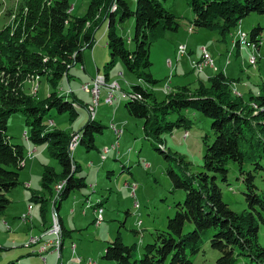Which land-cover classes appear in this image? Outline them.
Listing matches in <instances>:
<instances>
[{"label":"rangeland","instance_id":"obj_1","mask_svg":"<svg viewBox=\"0 0 264 264\" xmlns=\"http://www.w3.org/2000/svg\"><path fill=\"white\" fill-rule=\"evenodd\" d=\"M18 1L0 0V29L6 25L13 28L18 23L19 17L14 15ZM69 1L74 15L82 16L86 13L89 0H74L78 1L81 11L74 9V2ZM125 1L131 10L135 9V0ZM172 1L174 0H166L164 6L173 10L179 26L175 31H166L161 38L154 41L149 52V71L154 79L159 80L158 83L149 84L138 78L127 70L120 59H115L111 66H108L110 51L105 37L108 20L101 22L95 30L93 45L81 50V62L72 65L69 75L57 81L56 86L49 84L43 76H30L24 81L25 92L41 99L48 96L52 90L66 96L65 99L72 98L69 95L71 92L77 96L80 105L75 104L78 113L76 118L70 120L67 112H57L52 108L47 111L43 120L45 129H62L69 134V158L73 164V161L79 162L81 170L75 175L86 174L87 185L71 191L62 200L65 205L60 213L65 219L68 233L62 229L55 207L60 203L64 181L56 182L49 193L40 185L43 169L41 168L39 173L37 170L38 165L41 167L43 164L44 168L53 167L54 163H58L50 156L47 143L34 144L30 140L24 115L21 112L11 114L5 132L13 144L23 146L24 160L19 171V185L6 194L10 203L0 216V264H7L15 259L21 264H102V259L98 258L102 253L100 251L103 250L104 253V244L112 240L117 232H120L125 244H136L135 256L139 258L143 245L152 240L151 234L156 229L166 228L168 218L175 212V204L183 202L185 192L182 188L173 187L168 174V168L171 166L182 174L179 169L182 167L173 160L167 161L158 150L183 156L188 167L187 173L203 170V139L206 137V140L211 142L213 138L211 119L193 109L182 110V114L191 121L189 126L184 129L174 128L170 133L163 135L162 142L157 144L158 150H155L150 140L144 137V119L130 116L126 112L124 104L127 100L143 98L140 92L132 91V85H141L153 92L160 101L180 85L194 89L198 84H207L209 76L221 72L229 78L232 96L249 103L254 110L258 108L255 102L248 99L251 95L260 93V86L264 82V14L250 12L222 38L216 31L196 28L193 25L194 13L186 0H176L173 4ZM115 9L116 1L113 0L109 11ZM10 12L13 14L9 15ZM256 26L261 27L260 33L254 39L250 38L249 30ZM134 27V17L116 27V33L123 37L124 47L129 52L134 48ZM204 52L209 58L203 57ZM83 54L88 61L92 62L95 58L99 66L92 62L94 68L88 71L83 63ZM106 65L110 70H105ZM228 65L230 67H227ZM228 71L234 75H228ZM123 116L128 121L122 120ZM176 117V113L170 114L168 120H175ZM88 119L98 120L105 127L102 133L95 136V140L98 139L93 140L95 147L86 150L80 144V129ZM88 160H92V163ZM104 163L115 165L114 172L103 167ZM242 168L249 171L252 166L243 163ZM53 169L55 170L54 167ZM239 173L236 161H229L226 182L220 179L216 181L221 188L222 200L236 212L247 209L243 194V175ZM254 175L256 191L263 196L264 173L257 171ZM31 181L33 186L29 189L28 183ZM90 184H93V187H90ZM32 190H38V194ZM81 191L89 196V203L82 202L75 195ZM32 193L40 194L46 200L44 218L40 211L41 202L32 200ZM100 198L104 199L103 213L98 209L100 203L97 201ZM73 199H79L81 202L73 205ZM96 202L95 209L88 208L89 204ZM83 207L87 211L86 217L81 215ZM66 208L68 211L74 209V214L67 212ZM93 214L96 216L95 224L89 217ZM54 217L59 224L57 235L52 233ZM193 227L191 222L186 221L183 232L191 231ZM213 232V227L201 232V249L197 254L190 256L191 264H214L219 253L209 244V237ZM63 237L65 243L61 258ZM32 238L46 240L44 245L39 246L40 242L34 244ZM56 238L60 241L59 245L55 242ZM258 241L264 245V223L260 219ZM80 247L83 253L80 252ZM49 253L54 254V261L45 260L46 254Z\"/></svg>","mask_w":264,"mask_h":264},{"label":"trees","instance_id":"obj_2","mask_svg":"<svg viewBox=\"0 0 264 264\" xmlns=\"http://www.w3.org/2000/svg\"><path fill=\"white\" fill-rule=\"evenodd\" d=\"M114 1L116 9L110 12L113 0H89L86 13L76 16L69 0H19L14 13L19 17L18 23L13 28L6 25L0 29V216L10 203L6 194L19 185V171L24 160L23 146L13 144L5 132L7 121L15 112L24 115L30 140L34 144L47 143L50 156L60 166V172L51 166L42 168L41 187L51 193L53 185L63 180L61 201L71 191L87 185L84 176L75 175L80 167L69 158V134L62 129H45L43 120L52 108L67 112L70 120L76 118L75 104L80 105L77 96L71 92L72 98L65 99L66 96L52 90L48 96L38 98L25 92L27 78L43 76L56 86L57 81L69 75L72 65L81 62V50L93 45L95 30L108 20L105 36L110 51L108 66L120 59L138 78L149 84L159 82L149 71L150 47L166 31L177 29L176 15L164 8L166 0H135L134 10L125 0ZM186 2L194 13L193 25L216 31L222 38L250 12L264 14V0ZM130 17L135 19L131 52L124 47L123 37L116 33V27ZM260 29L256 26L249 30L250 38L254 39ZM228 79L218 72L207 78V84H198L194 89L180 85L160 101L141 85L131 86L132 91L140 92L143 98L127 100L126 112L144 119V137L155 150L163 135L174 128L189 126L191 121L182 114L185 109H193L211 119L213 138L208 142L204 136L203 170L196 173H187L183 156L158 150L167 161L173 160L182 167L179 168L182 174L172 166L168 174L173 187L184 190V200L175 204V212L168 218L166 228L156 229L151 234L152 240L143 245L139 258L135 256L136 244H125L117 232L106 242L102 264H191L190 256L201 249V232L209 227L214 229L209 244L219 253L214 264H264V245L258 241V219L264 223V195L256 191L254 184V172L264 173V82L260 93L248 99L257 104L254 110L249 103L232 96ZM173 113L177 114L176 119L168 120ZM104 127L98 120L88 119L80 129V144L86 150L93 149V140ZM229 161H236L239 174L243 175L247 209L240 212L232 210L222 200L221 188L216 182L217 179L226 182ZM243 163H249L252 169L244 171ZM32 195V200L41 202L44 218L46 200L41 195ZM186 221L194 227L183 232ZM7 264L21 263L15 259Z\"/></svg>","mask_w":264,"mask_h":264},{"label":"crops","instance_id":"obj_3","mask_svg":"<svg viewBox=\"0 0 264 264\" xmlns=\"http://www.w3.org/2000/svg\"><path fill=\"white\" fill-rule=\"evenodd\" d=\"M71 2V1H70ZM72 2H74V0H72ZM173 2H176V0H174V1H172V4H173ZM165 7H166V5H165ZM73 8L74 9H78V10H82V9H80V5H78V1H76V2H74L73 3ZM167 9H169L170 11H172L173 12V10L171 9V8H169V7H166ZM175 13V12H174ZM96 48V47H95ZM95 50L96 49H94V52H95ZM85 53V52H84ZM94 54V56H95V53H93ZM83 59H84V66H85V68L88 70V71H92V67L94 68V66H93V64H92V62L96 65L97 63H96V61H95V58L92 60V62H91V60H89L88 61V59L86 58V55L85 54H83ZM98 66H99V64H97ZM227 67H230V65H228ZM227 69V68H226ZM227 74L228 75H230V76H233L234 75V73H232V72H227ZM122 118V120H125V121H128V119L126 118V117H121ZM110 132V131H109ZM110 136L112 137V133H110ZM109 136V137H110ZM98 140V139H97ZM97 140H95V141H97ZM101 145H103V143L101 144ZM40 150H42V149H40ZM40 153H43V151H40ZM80 156H81V154H80ZM90 159H91V157H90ZM107 160V159H106ZM106 160H104V162L106 163ZM88 161H90V163H92V160H88ZM75 162H77V161H75ZM100 163H101V161H99ZM103 162V161H102ZM103 164V167H105V168H109L110 170H111V172H114V167H115V165H108V164ZM77 165H79V162H77ZM121 166V165H120ZM53 167L55 168V170L57 171V172H60V166L59 165H55V163H54V165H53ZM79 167H80V170H81V165H79ZM41 168H43V164H41V167H40V165H38V167H37V170H38V173L40 172L39 170L41 169ZM121 168H122V170H123V166H121ZM42 170V169H41ZM84 175V178H85V176H86V174H83ZM112 175V174H111ZM82 176V175H81ZM28 185H29V189H31L30 187H32L33 186V181H31V182H29L28 183ZM40 185H41V183H40ZM92 185V186H91ZM90 187H93V184H90ZM26 189H28V188H26ZM33 192H35V193H37V191L38 190H32ZM32 194H34V193H32ZM38 194V193H37ZM36 194V195H37ZM40 195V194H39ZM79 199H81L82 200V202L84 201V202H87V203H89L88 201H90V198H89V196H87V195H85V194H83V192L81 191V192H78V193H76L75 194ZM79 199H73V205H77V204H79V202H81ZM107 199H108V197H107ZM97 202H99V203H101L99 206H100V209H102V212L101 213H103L104 212V209H105V205H104V199L102 200L101 198H100V200H98ZM97 202L96 203H94V204H89V207L88 208H92V209H95V206L94 205H96L97 204ZM82 203H80V205H81ZM64 203L62 202V200L60 201V203L58 204V206H57V212H58V215H59V218H60V223H61V227H62V229L64 228V230L66 231V232H68L69 233V229L67 228V226H66V223H65V219H64V217L61 215V213H60V211L61 210H64ZM99 209V208H98ZM66 211L67 212H70V214H74V209H70L69 211L67 210V208H66ZM81 215H83L84 217H86L87 216V211H86V209H84V207H83V209H82V211H81ZM90 217V221L91 222H93L94 224H95V222H94V220H95V218H96V216L93 214L92 216H89ZM89 217H87V218H89ZM100 224V222L98 223V225ZM68 230V231H67ZM69 235V234H68ZM65 238L63 237V246H62V249H61V258H62V256H63V248H64V243H65V240H64ZM107 242V241H106ZM71 243V242H70ZM70 245V244H69ZM105 245L106 244H104V247H105ZM102 248V247H101ZM104 249V248H103ZM79 250H80V252L81 253H83L82 252V248L80 247L79 248ZM102 250V249H101ZM100 252H102L103 253V250L102 251H100ZM101 253V254H102ZM101 254L99 255V257L98 258H100L101 259ZM60 258V259H61ZM99 259V260H100ZM45 260H50V261H54V254H52V253H49V254H46V259ZM61 262H62V259H61Z\"/></svg>","mask_w":264,"mask_h":264},{"label":"built area","instance_id":"obj_4","mask_svg":"<svg viewBox=\"0 0 264 264\" xmlns=\"http://www.w3.org/2000/svg\"><path fill=\"white\" fill-rule=\"evenodd\" d=\"M203 57L204 58H209L208 54L207 53H203ZM137 206V205H136ZM100 209V208H99ZM102 212V209H100V213ZM55 224V225H54ZM53 228H54V231L52 233H54L55 235H57V230L59 229V224H58V220H56V217H54V223H53ZM46 234V233H44ZM45 236V235H44ZM49 239V238H48ZM46 240V239H45ZM45 240H42V238H32V242L35 244L36 242H40L39 246L41 245H44V241ZM57 245H59L60 241L59 239L56 238V241ZM31 244V243H30ZM58 247V246H57Z\"/></svg>","mask_w":264,"mask_h":264}]
</instances>
